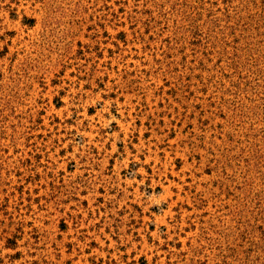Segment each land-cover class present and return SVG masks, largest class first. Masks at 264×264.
I'll use <instances>...</instances> for the list:
<instances>
[{
    "label": "rangeland",
    "instance_id": "rangeland-1",
    "mask_svg": "<svg viewBox=\"0 0 264 264\" xmlns=\"http://www.w3.org/2000/svg\"><path fill=\"white\" fill-rule=\"evenodd\" d=\"M0 264H264V0H0Z\"/></svg>",
    "mask_w": 264,
    "mask_h": 264
}]
</instances>
